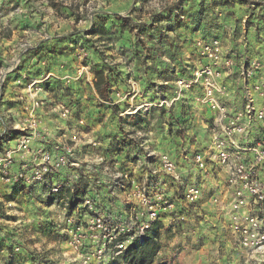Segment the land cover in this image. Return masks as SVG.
<instances>
[{"label": "clouds", "instance_id": "clouds-1", "mask_svg": "<svg viewBox=\"0 0 264 264\" xmlns=\"http://www.w3.org/2000/svg\"><path fill=\"white\" fill-rule=\"evenodd\" d=\"M0 264H264V0H0Z\"/></svg>", "mask_w": 264, "mask_h": 264}]
</instances>
